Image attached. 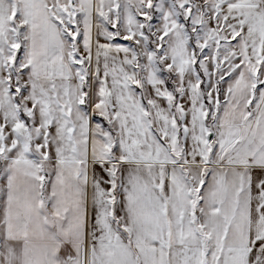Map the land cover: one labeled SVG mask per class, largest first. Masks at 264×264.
<instances>
[{
  "label": "snow or ice",
  "instance_id": "6c2138e0",
  "mask_svg": "<svg viewBox=\"0 0 264 264\" xmlns=\"http://www.w3.org/2000/svg\"><path fill=\"white\" fill-rule=\"evenodd\" d=\"M0 264H264V0H0Z\"/></svg>",
  "mask_w": 264,
  "mask_h": 264
}]
</instances>
